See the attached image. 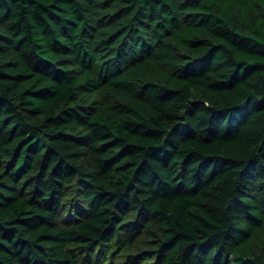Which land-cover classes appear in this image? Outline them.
<instances>
[{
  "label": "trees",
  "instance_id": "obj_1",
  "mask_svg": "<svg viewBox=\"0 0 264 264\" xmlns=\"http://www.w3.org/2000/svg\"><path fill=\"white\" fill-rule=\"evenodd\" d=\"M264 0H0V264H264Z\"/></svg>",
  "mask_w": 264,
  "mask_h": 264
},
{
  "label": "rangeland",
  "instance_id": "obj_2",
  "mask_svg": "<svg viewBox=\"0 0 264 264\" xmlns=\"http://www.w3.org/2000/svg\"><path fill=\"white\" fill-rule=\"evenodd\" d=\"M258 238H260V241H263L264 237L260 235Z\"/></svg>",
  "mask_w": 264,
  "mask_h": 264
}]
</instances>
